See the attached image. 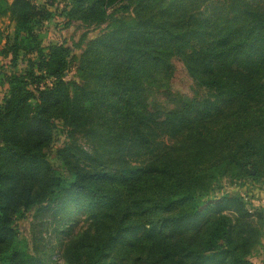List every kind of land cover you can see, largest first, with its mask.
<instances>
[{"label":"trees","instance_id":"trees-1","mask_svg":"<svg viewBox=\"0 0 264 264\" xmlns=\"http://www.w3.org/2000/svg\"><path fill=\"white\" fill-rule=\"evenodd\" d=\"M123 1L68 0L60 14L103 23ZM131 2L136 22L92 39L77 79L65 41L0 70V264H59L43 235L13 248L14 215L33 206L56 219L61 264H254L262 214L214 191L223 177L264 179V0ZM47 6L0 0L14 65L35 51ZM177 62L204 94L171 90Z\"/></svg>","mask_w":264,"mask_h":264},{"label":"rangeland","instance_id":"rangeland-1","mask_svg":"<svg viewBox=\"0 0 264 264\" xmlns=\"http://www.w3.org/2000/svg\"><path fill=\"white\" fill-rule=\"evenodd\" d=\"M8 1L11 2L12 0ZM35 1L46 3L48 5L47 7L53 12V18L48 22L42 23L39 27V38L33 42L35 51L31 52V54L27 55L25 58H22L25 51L22 50L16 65L12 63V54L9 51V45L6 44L4 39H0L1 71L24 69L27 67L28 59L35 58L38 53L41 50H45L49 44L57 41H65L73 47V58L65 76L68 80L77 79V67L81 54L92 39L98 37L108 29L119 26L121 20L128 24H134L136 22V14L134 5L131 2L132 0H124L122 3H116L108 10L111 18L103 23L78 22L70 26L65 25L64 18L60 14L61 8L64 7L68 0ZM121 4L127 6V8H121ZM9 23V14L0 13V28L3 32L8 30ZM166 83L178 97L183 99L190 98L196 94H204V90L191 78L182 62H177L173 77ZM4 94L5 87L0 86V104L3 101ZM154 104L158 108L166 109L168 101L156 97L154 99ZM218 186H220V188L215 190L214 193H217L219 190L238 192L243 196L249 208L262 214L261 218L259 217L257 219L256 217L254 219L255 225L259 228L260 237L258 243L251 252L250 258L254 264H264V179L258 181L250 177L245 179L223 177L220 179ZM227 213L233 214L232 211H228ZM89 221L87 215L82 212L80 216L77 217V225H75L74 231L77 233L86 228L90 223ZM13 224L18 234L13 248L31 251L33 249V240L43 235L49 242L56 246L54 252H56L57 258H59V264L62 263L63 260L60 259L61 248H59V235L54 231L56 219L48 214V212L41 213L40 210L38 211L37 206L23 208L17 215H14ZM10 254L9 252L5 255L4 261L9 259Z\"/></svg>","mask_w":264,"mask_h":264}]
</instances>
